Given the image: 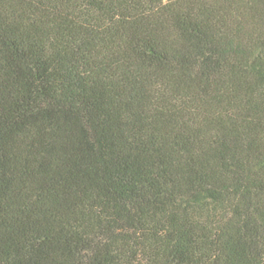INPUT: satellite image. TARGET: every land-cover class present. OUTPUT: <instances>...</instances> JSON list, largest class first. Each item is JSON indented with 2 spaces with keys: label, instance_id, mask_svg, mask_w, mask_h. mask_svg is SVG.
I'll return each instance as SVG.
<instances>
[{
  "label": "trees",
  "instance_id": "1",
  "mask_svg": "<svg viewBox=\"0 0 264 264\" xmlns=\"http://www.w3.org/2000/svg\"><path fill=\"white\" fill-rule=\"evenodd\" d=\"M0 264H264V0H0Z\"/></svg>",
  "mask_w": 264,
  "mask_h": 264
}]
</instances>
